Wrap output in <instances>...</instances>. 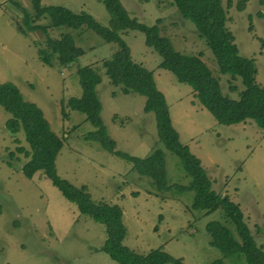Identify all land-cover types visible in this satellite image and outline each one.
<instances>
[{"label": "rangeland", "instance_id": "rangeland-1", "mask_svg": "<svg viewBox=\"0 0 264 264\" xmlns=\"http://www.w3.org/2000/svg\"><path fill=\"white\" fill-rule=\"evenodd\" d=\"M238 1L230 0L228 5V0H221L225 25L239 54L254 59L255 80L264 87V0H244L241 10L236 7ZM120 2L131 17L156 25L175 50L199 55L219 80L221 92L238 97L237 91L243 88L239 79L218 71L204 38L170 0ZM40 3L86 11L101 25L109 26L110 14L102 0ZM21 9L32 13V0H0V82L14 83L26 100L40 107L51 129L63 138L54 159L56 173L75 186L85 185L92 200L117 204L125 227L122 243L138 253L161 247L184 264H210L216 259H222L223 264H248L242 255L223 256L209 244L206 223L210 220H218L234 232L221 210L193 209V190L172 186L187 185L190 176L180 158L159 140L154 113L143 110L145 97L133 91L123 93L119 85L109 82L101 60L117 44L106 42L85 26L52 27L51 36L68 32L84 52L67 65L48 66L38 59L33 44L39 33L16 29ZM38 22L48 24L49 19L42 16ZM119 34L132 59L152 71L179 141L200 159L212 188L238 203L254 240L264 249V131L251 120L218 123L193 97L188 84L178 82L172 72L158 66L161 57L146 45L141 30L127 28ZM83 65L92 66L100 75L95 86L99 115L115 149L145 157L160 148L169 188L158 190L153 180L133 170L128 160L85 138L95 127L82 112L65 107L67 117L63 116L62 105L70 97L81 96L76 70ZM231 84L236 85L235 91H230ZM8 116L0 105V264H116L101 250L103 224L80 213L40 171L30 178L23 175L20 166L27 158L17 147L28 146L21 131H7L4 123Z\"/></svg>", "mask_w": 264, "mask_h": 264}, {"label": "trees", "instance_id": "trees-1", "mask_svg": "<svg viewBox=\"0 0 264 264\" xmlns=\"http://www.w3.org/2000/svg\"><path fill=\"white\" fill-rule=\"evenodd\" d=\"M110 14L109 26L98 23L86 12H74L63 5H42L40 0H32L33 12L21 9L20 22L16 24L19 32H37L33 40L38 59L48 66L67 65L81 55L83 49L74 43L68 32L51 36L49 29L67 26L78 29L82 26L92 29L106 42H114L117 48L101 60V66L109 82L119 85L123 93L133 91L145 97L143 110L154 113L159 140L181 160L185 172L190 176L187 185L172 184L178 189H191L194 196L190 207L204 212L221 210L222 216L229 221L234 232L218 220L206 223L210 236L209 244L218 248L223 256L242 255L248 264H264V249L257 245L238 203L212 188L211 179L202 167L200 159L187 145L181 143L173 127L164 95L157 89L152 71L135 62L128 45L119 32L127 28L141 30L145 43L156 50L161 60L158 66L173 73L176 80L191 87L193 97L214 119L221 124L253 121L264 131V87L255 80L256 68L252 57L238 52L234 36L226 27V14L221 0H170L184 19L192 22L197 33L204 38L213 54L217 69L239 79L243 88L238 90L237 98L223 94L219 80L214 77L199 55L185 54L175 50L169 39L160 34L156 25H147L131 17L120 0H102ZM16 4V3H15ZM230 5V0H228ZM244 0L237 2L238 10L243 9ZM261 14V13H260ZM47 16L48 24L38 20ZM77 74L82 89L80 97H70L62 105V114L67 117L65 107L82 112L95 127L85 134V138L99 142L109 152L118 155L132 164L137 173L149 176L158 190L169 188L165 178L162 150L155 148L145 157H137L115 149L101 121L100 102L95 86L100 75L90 65L77 66ZM235 91L236 85H229ZM0 105L9 113L4 126L11 134L21 131L28 149L17 147L27 158L20 166L24 176L30 178L40 171L59 190L64 198L73 202L77 210L104 225L105 240L101 250L105 251L116 264H184L161 247L146 253H138L122 243L125 227L121 220V208L107 201L91 199L85 185L75 186L56 173L54 159L62 146L63 138L51 129L42 110L34 102L26 100L18 87L10 82H0ZM12 154V152H10ZM160 217V215H159ZM210 264H223L216 259Z\"/></svg>", "mask_w": 264, "mask_h": 264}]
</instances>
